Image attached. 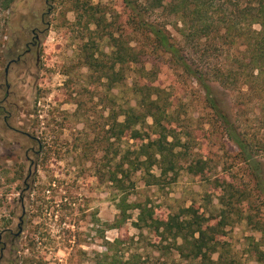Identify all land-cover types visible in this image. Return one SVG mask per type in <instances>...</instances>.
Segmentation results:
<instances>
[{
    "label": "rangeland",
    "instance_id": "rangeland-1",
    "mask_svg": "<svg viewBox=\"0 0 264 264\" xmlns=\"http://www.w3.org/2000/svg\"><path fill=\"white\" fill-rule=\"evenodd\" d=\"M66 1L14 0L9 9H0V103L4 109L0 110V264H98L106 242L122 234L134 237L132 244L129 241L123 247L124 261L138 255L139 264H185L175 254L160 257L137 242L138 231L131 225L136 211L125 228H108L117 210L108 184L98 178L97 171L105 153L102 141L109 129L112 96H117L116 109L126 102L134 105L132 82L141 67L147 71L153 68L160 73L156 84L173 97L170 111L174 110L177 123L190 134L189 140L195 141L190 142L188 157L180 164L195 167L200 159L207 163L202 177L181 169L155 186L145 185L137 173L130 201L152 205L159 216L191 205L209 215L218 204L219 191L212 192V206L203 200V193L211 191L208 179L240 181L250 188L248 172L233 157L234 148L224 145L222 135L210 126V112L199 87L164 61L127 65L124 81L108 91L106 80L99 81L78 59L86 32L75 24ZM92 3L111 13L120 12L118 0ZM32 31L39 36L37 46L11 65L9 96L2 103L4 68L23 54ZM169 31L174 34L170 27ZM98 45L103 51L99 57L104 59L110 49L105 42ZM226 93L225 100L234 105V94ZM257 111L252 107L243 111L250 132L260 127L252 121ZM3 115L9 116L12 129L3 123ZM19 132L30 134L41 144L39 156L30 157L31 164L23 157L25 150L30 145L37 150L38 145ZM20 217L22 233L15 236ZM143 234L146 237V232ZM260 239L261 234L245 220L234 218L225 226L220 241L236 264H264L255 261L251 246Z\"/></svg>",
    "mask_w": 264,
    "mask_h": 264
},
{
    "label": "trees",
    "instance_id": "trees-1",
    "mask_svg": "<svg viewBox=\"0 0 264 264\" xmlns=\"http://www.w3.org/2000/svg\"><path fill=\"white\" fill-rule=\"evenodd\" d=\"M13 1L0 0V9H9ZM118 1L119 13L102 9L92 0L66 1L75 24L86 32L79 61L99 81L106 80L108 91L124 81L127 65L153 59L192 80L203 93L210 126L222 135L224 145L234 148L233 157L247 170L251 187L240 181L208 179L211 191L204 192L202 199L212 206V192L219 191L218 204L209 215L191 205L159 216L152 205L130 201L137 173L145 185L155 186L181 169L202 177L207 165L201 159L196 161L198 167L180 164L195 141L189 140L190 134L170 111L173 97L156 84L160 73L141 67L130 87L135 104L126 102L116 109L117 96L109 101V129L102 139L105 153L97 171L98 178L108 184L117 210L108 228H125L136 211L131 225L138 231L137 242L160 257L175 254L185 264H236L220 238L234 218L245 220L261 234L251 246L255 261L264 263V0ZM104 42L110 53L103 59L98 43ZM226 91L234 94V105L225 100ZM249 107L258 110L252 120L260 126L255 132L248 131L243 120V111ZM128 242L132 244L134 237L125 234L106 242L98 264H139L138 255L124 261L123 247Z\"/></svg>",
    "mask_w": 264,
    "mask_h": 264
},
{
    "label": "flooded vegetation",
    "instance_id": "flooded-vegetation-1",
    "mask_svg": "<svg viewBox=\"0 0 264 264\" xmlns=\"http://www.w3.org/2000/svg\"><path fill=\"white\" fill-rule=\"evenodd\" d=\"M38 38H39V36H38V34L36 33V31H32V40H31L29 43H27V44L25 45V50H24L23 54L18 55L17 58H16L15 60H12V61L8 62L7 65H6V67L4 68L3 85L5 86V99L3 100L2 103H5L6 100H7V98H8V96H9V89H10V86H9V83H8V76H9V69H10L11 65H12V64H15V63H17V62H19V61L21 60V57H22L23 55L30 54V53H31V49L37 46V40H38ZM0 110H1V111H4L3 107L1 106V103H0ZM8 117H9V116H7V115H3L2 120H3V123L5 124V126H6L8 129H12V128L10 127V125L8 124ZM14 131H15V130H14ZM19 133H20V132H19ZM20 134L24 135L29 141H31V142H35V143H37V145H38V146H37V147H38L37 150H35V149L33 148L32 145H30V146L25 150V153H24V156H23V157H25V159H26L27 161H29V163L31 164V160H32V159H31L30 157H37V156H39V154H40V152H41V149H42L41 144L38 142V140H37L35 137L31 136V135L28 134V133H20ZM29 176H30V172H29ZM27 178H29V177H27ZM25 189H28V187H26ZM22 216H23V213H22ZM20 219H21V221H22V217H20V218L18 219V221H19ZM19 222H20V221H19ZM15 236H16V235H15Z\"/></svg>",
    "mask_w": 264,
    "mask_h": 264
},
{
    "label": "water",
    "instance_id": "water-1",
    "mask_svg": "<svg viewBox=\"0 0 264 264\" xmlns=\"http://www.w3.org/2000/svg\"><path fill=\"white\" fill-rule=\"evenodd\" d=\"M20 222L18 223L17 227H18V231L16 233V236H19L22 233V221L21 219L19 220Z\"/></svg>",
    "mask_w": 264,
    "mask_h": 264
}]
</instances>
